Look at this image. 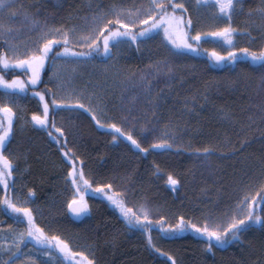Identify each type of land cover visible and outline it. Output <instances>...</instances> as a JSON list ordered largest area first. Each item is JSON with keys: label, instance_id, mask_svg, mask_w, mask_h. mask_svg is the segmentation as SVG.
Segmentation results:
<instances>
[{"label": "rangeland", "instance_id": "rangeland-1", "mask_svg": "<svg viewBox=\"0 0 264 264\" xmlns=\"http://www.w3.org/2000/svg\"><path fill=\"white\" fill-rule=\"evenodd\" d=\"M113 2L114 0H108L107 2L77 0L73 4L72 15H66L63 14L66 0H13L14 4L23 5V8L12 18H9L6 12H0V22L12 28V38L14 40L19 41L21 44H30L35 40L38 32L29 30L30 26L23 15L24 10L31 13L33 18L39 17L47 25L75 24L86 31V18L100 9L107 10ZM119 2L130 5L132 3H141L142 0H119ZM241 2L243 10L233 13L231 24L234 28H249L254 39L238 35L235 37L236 43L234 46L237 48L258 47L264 43V36H262L259 27L262 23V18L256 12L248 15L247 10L258 7L259 0H241ZM179 3H184V5L195 11L196 24L203 31L229 23L227 19H217L213 16L211 0L206 5L199 7L196 5V0H174V4ZM203 41L209 49L215 48L221 52L228 51L227 46H222V42H216L215 38L206 37ZM72 45L79 48L75 41H73ZM103 57L104 60L100 62L92 58L58 59L54 61V64L58 67L46 66L42 69V80H45L46 84H49L54 90L58 80H66L67 84L65 87L71 91L73 99L79 94L81 103L87 104L88 107L93 109L99 103L106 116L114 117L116 122H119L118 115L114 111L115 106H123L125 114L121 112L120 114L125 118V116L129 115L127 110H130L131 106H137L140 103L137 100V104H135L126 95L128 89H130L127 81L133 75L132 73L141 71L144 74L147 72L155 77L160 75V86L154 87L153 95L150 97L147 94V96L144 95L142 97L145 105L153 106L157 110L152 114L154 116L153 122L151 123L148 119L144 122L145 112L143 111L141 113L143 121L140 122V125L143 126L145 124L144 127L138 128L139 130L135 129L133 127L135 124L134 119L130 121L125 119L124 123L126 125L121 126L125 131L128 130L129 126L134 129L133 136L140 142L142 148H148L155 139H169L172 146L164 149H150L155 151L148 152L146 156L145 154H140L142 158L147 157L154 161L153 164H150L151 169L145 167L146 176L142 177L138 173V161L130 162V153L123 151L119 158L114 156L112 149H114V153H117L119 149L125 148L127 150V148L124 145H119V140L113 141L111 130L106 128L107 132H104L102 130L104 128H97L89 117L77 107L78 105L61 106L58 111L53 113L56 127L61 128L64 133L60 137V141H67V147L76 156L80 157L78 166L82 167L85 173L92 174L94 177L92 180L93 188L96 183H113L116 186L113 189L114 191L126 190L128 201L145 202L149 205L153 210V221L159 219L160 216H164L167 223H174L175 218L180 215L195 221L197 218L202 220L204 214L207 213L221 214L225 208H231L238 196L242 194L243 189H247L252 193L255 192L257 183H259L258 180L251 185H247L246 181L245 185L242 181H236L228 192L221 190L220 186L223 164L230 159L229 162L235 166L240 157L241 159L243 158V156L237 155L238 151L243 149V145L250 142L255 143L259 149L258 152H261V158L264 157V127L261 128L252 116L250 120L245 112V106L248 104L247 92L255 85L257 78L255 71L258 68L256 65L250 66L247 58L242 57L240 61L234 65L232 64V68L229 65L221 75L216 74L215 80L212 77V80H210L212 87L211 85L209 87L210 94L217 96L222 91L223 94H228L230 100H232L228 103V106H237V103H239L238 106H243V109L241 114L237 115L229 108L224 110L223 107L217 108L220 111L215 118L218 121V125L222 126V133L219 129L216 134L220 136L221 142L215 147L212 146L213 151L208 156H194L190 154V149L203 148L206 145L199 144L200 142L196 145L189 142L190 139H187V134L195 136L196 132L191 128V122L185 118L193 116L196 120L193 109L202 111L206 108L205 103L199 104L197 102L198 98L202 96L199 94L201 89L199 88L197 91L195 86L193 88L196 91L192 89V79L194 77L197 78L199 75L204 76V79L208 77V72H210L208 62L197 56V53L192 50L186 48L173 49L171 44L163 37L162 31L151 35L149 39L138 42V46H129L127 43H121L112 48L111 56L105 57L103 55ZM136 62L142 65L135 67ZM44 71L45 73H43ZM57 71L60 72L59 77L55 76ZM50 72L54 73V77L51 80L49 77ZM17 75L21 76V78L26 76L25 73ZM11 77L6 75L7 79H11ZM207 84H205L206 89H203V92L207 91L209 94V82ZM157 85L159 84L157 83ZM163 87H165L166 91L165 89H158ZM40 88L37 90H40ZM184 90L194 91L196 97L194 96V99L186 97ZM61 92L63 94V90ZM89 96L91 99H89ZM202 97L203 100L206 99L204 95ZM19 107L21 111L17 113L9 142L2 149L13 160L15 165L13 168L15 179L12 182V198L14 202L17 194L23 200L24 194L28 189L24 174L27 171L26 157L30 149L35 148L36 152L47 157L54 173L61 172L62 167L60 162L55 160L52 153V148L56 141L52 136L48 135V131L51 130H45L27 122L30 120L32 112H42L38 98L22 95L19 97ZM137 107L145 109V106ZM197 118L198 120L203 119L200 112ZM183 119L186 121L183 122ZM108 122L107 119L102 120L105 125ZM168 127L175 131L174 137L161 136V133L165 132ZM53 136H55V133ZM241 140L245 141L243 145L240 143ZM251 143L248 144L249 147L252 146ZM129 152L131 151L129 150ZM136 154L139 155L138 153ZM126 156L127 159L125 158ZM100 157H103V161H101L99 168L97 159ZM171 163L174 164L169 168ZM147 165L149 166V161ZM153 165H158L163 170L162 174L155 175ZM117 169L118 171H115ZM234 171H229V173L234 175ZM168 172H172L179 181L175 187L165 182ZM147 175L150 177H147ZM228 185L229 182L226 187ZM56 190L57 192L51 195L46 203L35 198L34 194L29 201L28 206L33 209L37 224L40 225L41 221L46 218L49 206L56 201L54 199L64 201L66 210L67 202L72 199V195L62 187H57ZM3 194V186H0V195ZM9 225L17 232L24 227V225L18 224L12 219L6 225L4 233L0 235V239H12V236L6 231ZM0 229H2L1 226ZM126 231L131 236L136 235V232L131 228H127ZM140 235L145 236L143 233ZM60 236L62 239L69 241L72 246V252L76 253L75 256H69L66 259L64 254L59 253L55 249L50 255L45 256L44 252L48 251L47 249L30 248L29 243L24 241L21 243L25 254L35 256L37 264H69V262L70 264H87L88 258H93L92 246L80 234L69 232ZM151 237L154 240L155 235L152 234ZM80 252H84L85 256L80 257L78 255ZM9 258L8 251L0 248V264H5ZM20 259L14 260L13 264H20Z\"/></svg>", "mask_w": 264, "mask_h": 264}, {"label": "snow or ice", "instance_id": "snow-or-ice-1", "mask_svg": "<svg viewBox=\"0 0 264 264\" xmlns=\"http://www.w3.org/2000/svg\"><path fill=\"white\" fill-rule=\"evenodd\" d=\"M209 0H196L197 7L206 5ZM213 16L217 19H227L228 24L213 27L209 30L195 31L192 34L193 20L187 15L188 9L184 3L174 4L172 0H142L141 3L126 5L114 0L107 10L100 9L87 17V30L75 24H60L56 26L47 25L39 17L33 18L31 13L24 10V17L30 26L29 30L37 31L38 34L30 44H21L12 38V28L0 22V186H3L4 194L0 195V205L6 206L4 209L12 215L14 221L24 225L17 232L11 225L6 231L12 236L11 240L0 239V248L6 249L9 259L5 264H13L14 260L20 259V264H37L35 256L26 255L23 250L22 241L29 243L30 248L47 249L45 256L50 255L53 249L64 254L65 258L75 256L72 246L67 239H62L60 235H49L36 223L34 211L28 206L33 196V189L28 188L24 194V199L16 196L15 202L12 198V182L15 177L13 160L2 150L9 142L13 132L17 113L21 111L19 107V97L30 95L38 98L42 112H32L30 120L27 122L48 131L56 141L58 150L72 166L67 168L66 179L70 181L73 188L72 199L68 200L67 206L72 213L83 215L89 210L85 193L95 192L103 194L110 204L114 205L129 228H138L147 239V243L156 252L166 256L171 264H177L176 259L170 253L161 252L152 241L149 229L155 225L166 236H173L176 233L194 232L199 237L205 238L207 243L204 248L211 251L213 247H223L228 241L239 239V233L252 224L264 225V182L260 183L255 192L247 189L242 190L231 208H225L221 214H204L203 219L197 218L193 221L180 215L175 218L174 223H167L164 216L153 221L152 208L145 202H130L126 197V190L114 191L116 187L113 183H96L93 188L91 173H85L82 167L78 166L80 157L67 148V141L60 145L59 136H63V130L56 127L54 117L49 123V114L55 113L61 106L78 105L86 109L91 114V119L96 125L102 128L113 130V141H118L123 137L130 142L131 146L140 152H147L149 149L170 148L172 145L169 139H155L148 148H142L140 142L133 136L134 129L129 126L125 131L122 128L125 118H120L119 122H113L114 117L104 114L103 108L97 103L95 109L81 103L79 94L73 99L71 91L65 86L66 80H58L55 90L49 84L40 89L42 83L41 71L46 66L58 67L54 61L58 59L84 58L91 59L93 56L103 54L105 57L112 55V48L127 43L129 46L137 45L138 42L149 39L151 35L162 31L163 37L171 44L173 49H189L201 51L197 44L206 37L215 38L216 42L226 45L228 51H217L215 48L203 49L207 52L210 60L215 62L227 61L235 64L241 57H246L250 66L259 65L264 71V43L258 47H235L236 36L252 37L249 28H234L231 24L234 12L243 10L241 0H211ZM23 8V5L14 4L13 0H0V12H6L9 18L14 17ZM171 9V11L169 10ZM177 12L180 14L178 15ZM253 12L258 13L262 18L259 25L261 34L264 36V0H259V5L255 9L249 8L248 15ZM75 41L80 48L77 52L72 43ZM63 43L64 47L59 52H54V47H59ZM9 69L21 70L26 74L25 78L13 75L11 79L6 78ZM143 75V74H142ZM56 77L60 72L55 73ZM50 80L54 73H49ZM261 85L264 86V76L261 77ZM29 90H31L29 92ZM63 90V94L61 92ZM59 97V98H58ZM89 99L91 97L89 96ZM261 118H264V101L259 105ZM109 122L105 125L102 120ZM251 120V116L249 117ZM161 136H175V131L168 127ZM241 145L245 143L240 141ZM67 149V150H66ZM190 154L194 156L211 154L210 147L190 149ZM155 175L162 174L163 170L158 165H153ZM168 185L175 187L179 181L172 172L167 173L166 181ZM83 189V191L81 190ZM5 229H0V235ZM11 245V247H9ZM84 257V252L78 254ZM70 264V262H69ZM87 264H93L92 260H87Z\"/></svg>", "mask_w": 264, "mask_h": 264}, {"label": "trees", "instance_id": "trees-1", "mask_svg": "<svg viewBox=\"0 0 264 264\" xmlns=\"http://www.w3.org/2000/svg\"><path fill=\"white\" fill-rule=\"evenodd\" d=\"M76 1L77 0H66L64 5L65 11L62 13L72 15L74 9L73 4ZM99 1L107 2L108 0ZM172 3H174V0H172ZM185 7L188 9L187 15L193 20L192 34H195V31L197 30L203 31L201 27L196 24L195 11L187 5H185ZM169 10L171 11V9ZM177 14L179 15L180 13L177 12ZM203 40L197 44V47L200 48L201 51L194 52L197 53V56L208 62V68L210 71L208 73L211 74V76L208 74V77H205V79L202 75H199L197 78L194 77L192 79V89L194 90V86L197 91L199 88L201 89L199 94L202 96L204 95L206 99L203 100V97L200 96L197 102L199 104L205 103L206 108L202 111L193 109L195 112L194 117H196L197 121L193 116H190L191 118H185L191 122V128L196 132L195 136L188 134L187 136L185 134V136L187 139H190V143L196 145L200 142L199 144H205L212 149V146L215 147L221 142L219 138L220 136L216 134L219 129L222 133V126L218 125V121L215 118L220 111L217 110V108L223 107V110L229 108L233 113H237L238 115L241 113V106H238L239 103H237V106H228V103L232 100H230L228 94H223L222 91L217 96L210 94L209 87L211 85L210 80H212V77L213 80H215V75H221L229 65L232 68V63H229L226 60L222 62L210 60L208 53L203 51V49H209ZM71 46L74 47L77 52L80 51V48L74 45ZM62 47H64L63 43H61L59 47H54L53 51L58 52ZM241 58L238 61H240ZM92 59L100 62L104 60V57L101 53L93 56ZM140 65L142 64L136 62L135 67H139ZM45 71L43 73H45ZM22 73L24 72L18 69H9L6 75L11 77ZM208 82L209 94L207 91L203 92V89H206L205 84ZM45 84V80H42L40 89H42ZM194 91L184 90V95L194 99V96L196 97ZM79 109L85 111V113L91 116L86 109L80 107ZM199 112L203 118L202 120H198L197 118ZM52 118L53 113H50V124ZM185 119H183V122L186 121ZM96 127L100 128L99 125H96ZM105 129L106 128L102 130L104 132L111 130ZM110 132L113 135V130ZM54 133L55 132L53 131V134ZM60 137L61 136L58 137L59 140ZM119 141V145L126 146L127 150L123 148L122 150L119 149L117 153H114V149H112L114 156L119 158V156L123 154V151L130 153V162L133 163L134 160V162L138 161V173H140L142 177H145L146 168L151 169L150 164H153L154 161L147 157L145 158L144 156V158H142L140 154H145L146 156L148 152L155 150L149 149V151L142 153L133 148L130 142L126 141L123 137H120ZM63 144L64 142L60 141V145L63 146ZM248 144L243 145V149H241V147V150L238 151L237 155L243 156V158L241 159L240 157L235 166L229 162L230 159L223 164L221 169V190L228 192L236 181H242L244 182V185L246 181L247 185H251L254 184V181L258 180L259 183H257V187H259L260 183L264 182V157L261 158V152H258L259 149L255 143H251V147H249ZM52 149L55 160H58L62 166L61 172H59L60 174L54 173L49 159L36 152L35 148L30 149L26 157L27 171L24 174V179L27 181V187L33 189L35 198H38V200L45 203L50 199L51 195L57 192V187L66 189V191H69L68 193L72 196L74 191L70 185V181L65 178L67 168L72 165L67 162L66 158L58 150L56 142H54V147ZM107 149L109 150V148ZM129 150L132 153L129 152ZM125 158L127 159V156ZM101 161H103V157L97 159L99 168ZM148 161L150 168L147 165ZM172 164L174 163H171L169 168H171ZM231 169L235 170L233 172L235 173L234 175L229 173V171L232 172ZM115 171H118V169ZM147 177L150 176L147 175ZM153 177L156 178L155 175H153ZM228 182L229 185L226 187ZM81 190L83 191V189ZM84 198L88 202L89 210L84 214V217L80 221H72L66 214L64 201L54 199L56 201L49 206L46 218L41 221L40 226L49 235H62L63 233L69 232L80 234V236L93 248V258H88L93 261V264H171L166 256L156 252L148 245L146 236L140 235L143 233L141 230L138 228H131L136 232V235L131 236L127 234L126 229L129 227L126 225L115 206L110 204L103 194L87 192L85 193ZM5 208L6 206L0 205V226L2 229H5L6 225H8L13 219L12 215L4 210ZM149 234L151 236L152 234L155 235V238L152 241L155 242L154 244L156 247L161 249V252L170 253L176 259L177 264H264V225L261 224L250 225L239 233V239L230 240L223 247L215 246L211 251L204 248L207 240L199 237L196 233L191 231L176 233L173 236H166V234L161 232L158 227L153 225V227L149 229Z\"/></svg>", "mask_w": 264, "mask_h": 264}, {"label": "crops", "instance_id": "crops-1", "mask_svg": "<svg viewBox=\"0 0 264 264\" xmlns=\"http://www.w3.org/2000/svg\"><path fill=\"white\" fill-rule=\"evenodd\" d=\"M256 67L258 68L255 71V74L257 75L256 81H255V85L248 90L247 92V98H248V104L247 106H245V112L247 116H252L253 119L256 120V123H258V125L262 128L264 127V118H261V111L259 108V105L261 104L262 101H264V86L261 85V77L264 76V71H262V69L260 68V66H258V64L256 65ZM133 75L130 76V78L128 79V85H130V89H128L126 95L130 97V99L137 104V100H139L140 103L137 104V106H145V109H141L138 108L137 106H129L130 110L129 111V115L125 116V119L130 121L131 119H134L135 124L133 125V127L135 129H140L141 127H144L145 124L142 126L140 125V122L143 121L141 119V113H144V122H146V120H150V122L152 123L154 120V116L152 115L154 111H157L154 109L153 106H147L144 104L142 97L145 95L147 96V94L150 95V97L153 95L154 93V87H159L160 86V75H158L157 77L152 76V74H149L147 72H141V71H137L132 73ZM143 74V75H142ZM157 83L159 85H157ZM161 90H164L165 87L163 88H158ZM166 91V89H165ZM147 106V107H146ZM116 111L115 114H117L119 121L120 118H122V114H125V110L123 111V106H115L114 107ZM144 108V107H143ZM243 109V106H241V111ZM120 112L122 114H120ZM241 114V113H240ZM156 115V113H155ZM117 118V121H118ZM124 118V117H123ZM116 119V118H115ZM92 122V121H91ZM116 122V120H115ZM122 125H126L125 123H122ZM138 129V130H139ZM137 130V131H138ZM251 143V142H250Z\"/></svg>", "mask_w": 264, "mask_h": 264}, {"label": "water", "instance_id": "water-1", "mask_svg": "<svg viewBox=\"0 0 264 264\" xmlns=\"http://www.w3.org/2000/svg\"><path fill=\"white\" fill-rule=\"evenodd\" d=\"M86 115L91 119L90 115H88V114H86ZM66 214L74 222L80 221L84 216V214L83 215H76V214L72 213L67 205H66Z\"/></svg>", "mask_w": 264, "mask_h": 264}, {"label": "bare ground", "instance_id": "bare-ground-1", "mask_svg": "<svg viewBox=\"0 0 264 264\" xmlns=\"http://www.w3.org/2000/svg\"><path fill=\"white\" fill-rule=\"evenodd\" d=\"M120 227V226H119Z\"/></svg>", "mask_w": 264, "mask_h": 264}]
</instances>
